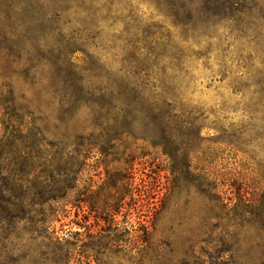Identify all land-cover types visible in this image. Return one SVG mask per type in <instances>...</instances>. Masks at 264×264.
Instances as JSON below:
<instances>
[{"label": "rangeland", "instance_id": "rangeland-1", "mask_svg": "<svg viewBox=\"0 0 264 264\" xmlns=\"http://www.w3.org/2000/svg\"><path fill=\"white\" fill-rule=\"evenodd\" d=\"M0 6H36L43 19L37 47L23 40L20 54L0 57V264H264V0ZM131 88L186 111L171 129L190 170L162 154L151 130L123 133L121 95ZM115 121L119 131L107 132ZM43 139L65 160L82 141L97 147L81 188L101 210L88 206L84 232L76 210L59 205L57 237L80 233L68 241L44 231L52 205L19 203L32 167L28 144Z\"/></svg>", "mask_w": 264, "mask_h": 264}, {"label": "trees", "instance_id": "trees-1", "mask_svg": "<svg viewBox=\"0 0 264 264\" xmlns=\"http://www.w3.org/2000/svg\"><path fill=\"white\" fill-rule=\"evenodd\" d=\"M42 11L39 7L28 6L23 8H12L0 6V57L10 59L13 56L20 54L23 50L21 44L23 40H34L37 42L41 34V26L43 19H41ZM7 59V60H8ZM9 61V60H8ZM112 97V95H111ZM113 98V97H112ZM122 102L126 105V110L123 112L121 121V129L124 131L131 125L144 127L146 130H151L154 138L159 140L156 147L162 149V154L171 160H184L185 170H190V157L187 151L182 150V144L179 139L172 133L173 123L180 122L185 117L186 111H183L175 102H171L164 97L159 99H152L138 89H126L123 95ZM110 125V124H109ZM119 125L115 121L111 133L119 131ZM106 137L107 140H112L110 133ZM31 138L28 139L30 143ZM43 142V143H42ZM74 156L70 160H65L61 153H56V148L52 151L45 147L44 139L42 141L33 140L28 144L29 160L26 163L32 164V167L26 172L27 183L22 192L23 202H19L23 206H28L32 210L36 207H49V217L43 223L44 231L53 239L58 242L68 241L73 236H80V233L70 230L62 229L61 232L64 237H57L59 232L55 229V224L60 222L59 205L66 209L72 208L76 210L74 223L81 231H89L90 215L87 212L88 206L92 203L89 198V192L86 187H82V178L88 167L89 153L95 145H86L85 141L76 144ZM76 154V155H75ZM37 156V157H36ZM37 162V166L35 165ZM60 167L66 172L65 175L59 174ZM181 170V169H178ZM127 170L121 173L119 183L123 182L121 189L122 195H126L129 184L126 177ZM111 181H115L111 177ZM9 185V183H7ZM107 186L112 188L113 184L107 183ZM142 187V186H141ZM168 190V189H167ZM166 190V191H167ZM120 193V192H119ZM144 189L139 190V197H144ZM171 195V190H168L159 201L152 203V211L156 214L163 208L166 199ZM122 201L120 205L112 211H108V216L111 217L110 222L107 223L108 227H114L115 217L118 215L119 210L122 208ZM55 205V206H54ZM94 208V207H93ZM96 213H100V208L96 207ZM81 217V219H79ZM98 218V217H96ZM79 220V221H78Z\"/></svg>", "mask_w": 264, "mask_h": 264}]
</instances>
